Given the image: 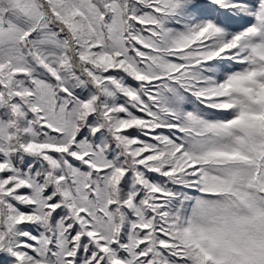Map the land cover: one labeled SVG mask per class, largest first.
I'll return each instance as SVG.
<instances>
[{
	"label": "snow or ice",
	"instance_id": "1",
	"mask_svg": "<svg viewBox=\"0 0 264 264\" xmlns=\"http://www.w3.org/2000/svg\"><path fill=\"white\" fill-rule=\"evenodd\" d=\"M0 264H264V0H0Z\"/></svg>",
	"mask_w": 264,
	"mask_h": 264
}]
</instances>
